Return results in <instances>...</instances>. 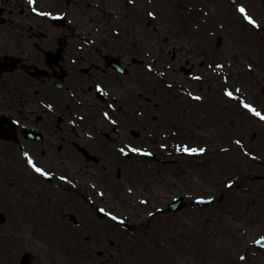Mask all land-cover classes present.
<instances>
[{
    "label": "rangeland",
    "instance_id": "1",
    "mask_svg": "<svg viewBox=\"0 0 264 264\" xmlns=\"http://www.w3.org/2000/svg\"><path fill=\"white\" fill-rule=\"evenodd\" d=\"M198 1L203 8L199 21L212 31L200 35L205 37L203 51H199L198 33L179 30L188 17L180 18L175 8V4L181 7ZM233 1L243 5L261 27L254 29L243 21L230 0H134L128 5L136 14L130 23L125 22L130 28L112 25L111 33L127 41L126 61H130L124 90L119 91L122 96H117V101H122L114 104L112 112L115 118L123 112L130 129L140 133L139 138H126V146L142 147L153 158L140 156L129 166L117 149L109 156L101 155L103 148L97 149L93 152L99 159L94 164L98 168V179L92 184L95 187L86 181L79 186L80 197H49L46 178L34 173L24 157L26 151L46 170V153L35 150L34 145L21 152L3 144L0 212L5 221L0 225V264H20L24 253L31 255L30 264H69L64 262L67 250L56 237V230L62 226L73 234L89 236L88 241L78 244L88 252L91 262L73 260L71 264H168L172 260L178 264H264V250L255 245L264 237V192L259 191L264 186V164L248 180L254 189L251 199L238 197L233 185L227 188L228 181L233 182L232 169L236 172L237 165L250 164L251 158L243 157L245 163L221 159L238 156L239 150L217 157L215 149L226 137L219 131L218 122L205 118L201 102L192 99L210 98L229 126L239 122L243 116L235 110L238 100L223 95V77L227 76V87L241 89L235 93L238 99L245 97L264 113V0ZM149 11L156 13L155 18L147 15ZM189 22L198 19L193 17ZM141 24L145 31L140 33ZM174 51L180 53L181 64L189 60L193 65L189 74L180 70L172 56ZM210 61L224 67L217 69ZM212 75L217 76L219 85H214ZM196 76L201 79H194ZM253 124L255 131L249 137L258 132L264 137V121L256 118ZM178 145L205 148L206 152L191 161L190 155L177 151ZM215 156L216 163L211 161ZM71 161L84 162L77 154H72ZM221 161L227 164L224 168ZM214 164L215 169L208 168ZM117 167L125 173L124 180L122 171L116 178ZM181 195L186 206L177 213H166V205ZM198 197L212 199L203 206L191 205ZM23 198L33 201L31 207L21 202ZM100 208L124 222L117 223L105 215L98 218ZM33 211H44L46 216L32 217ZM49 212L55 223L47 216ZM69 214L76 217L77 226ZM241 256L245 259L240 260Z\"/></svg>",
    "mask_w": 264,
    "mask_h": 264
},
{
    "label": "flooded vegetation",
    "instance_id": "2",
    "mask_svg": "<svg viewBox=\"0 0 264 264\" xmlns=\"http://www.w3.org/2000/svg\"><path fill=\"white\" fill-rule=\"evenodd\" d=\"M135 14L128 0H0V153L3 144L46 153L49 197H80L81 183L91 187L98 179L99 159L87 157L101 148L109 156L126 138L140 137L123 112L116 118L112 112L130 69L127 41L111 33L112 25L130 23ZM173 58L181 63L179 52ZM26 129L39 138L26 137ZM10 131L17 141L2 140ZM72 154L84 162L71 161Z\"/></svg>",
    "mask_w": 264,
    "mask_h": 264
},
{
    "label": "bare ground",
    "instance_id": "3",
    "mask_svg": "<svg viewBox=\"0 0 264 264\" xmlns=\"http://www.w3.org/2000/svg\"><path fill=\"white\" fill-rule=\"evenodd\" d=\"M230 2L231 3L233 2L232 3L233 9L236 13H238L236 11V7L239 4H236L235 1H233V0H230ZM175 8L178 9V14H179L180 18L186 19L188 17L187 24L182 23V25H181V23H180V29L179 30L181 32H185L184 29H188L186 31H189L191 34H197L198 33L199 37L201 34L206 33V32L212 33L211 28L209 29L208 27L207 28L204 27L203 21H199V20H201L199 12H202V10H203L202 5L199 3V1L197 3H194V4L183 5L181 7L178 6V4H175ZM238 14H240V13H238ZM193 17H196L198 19V22H196V23L191 22L190 23L189 21ZM196 28H198L197 30L199 32H195ZM200 42L201 43H200L199 51H203L206 48V45L204 44V42H202V40ZM210 62L212 65L216 64L214 61H210ZM212 79L214 81V85H219L217 83V76L212 75ZM208 89H210L212 91V94H217L216 93L217 91L215 88H210V86H208ZM175 90L176 91H182V88L181 87H175ZM241 99H243V100H245L251 104V102L246 100L245 97L242 96ZM199 101L203 105L202 109H203V115L205 116V118H209L214 123L218 122L217 126H218L219 131L222 132V136L226 137V139L223 142H220L218 144V147H216V149H215L216 156L219 157L220 154H223L225 152V151H222V149H228L227 152H229V153H232V151L238 153V150H239L240 157H238L239 154H238V156L232 155L230 158H228V157L226 158L225 156L221 155L222 156L221 159L224 161H227V160L229 161V159H231V161H233V160L238 161L240 159L241 163H245L243 157L249 156L251 158L250 164H248V165L247 164H239L235 167L236 172L233 169L231 171L233 186H235V188L237 190L236 192H238V197L245 198V200L251 199V197H254V189H253L252 184L249 183L248 180H249V178L258 174L257 170L259 168H261L262 165L264 164V157H263L264 156V137L262 136V133L258 132V135L253 137V138L249 137V135H248V134H251L255 131V126L253 123L256 121V117L251 116V114L247 113L246 110H244L242 108H241L242 110H240V107H237V108H235V110L239 111V115L243 116V117L242 118L239 117V122L230 124V126H229L228 123H226L224 121L223 117H221L220 112H217L215 110L214 103H212L210 101V98H207V99L202 98ZM199 101H197V102H199ZM258 121L261 122L259 119H258ZM184 130H186V129H184ZM238 138L242 140V145H243L242 147L234 144V141ZM244 152H248L249 155H247V156L244 155ZM117 156H118V154H117ZM216 156L211 159V161L214 163H216V161H217ZM253 156L256 158L253 159L252 158ZM139 157L140 156H137L135 154H130L128 157H125V158L128 159L129 166H130V162L138 159ZM194 157L196 158L197 156H189V158H191V161L193 160ZM226 165L227 164H225L224 162L221 161V166H223V168ZM208 168L211 170L215 169L216 164H214L212 166H208ZM179 172L184 173V171H182V170H179ZM222 182H223V180H222ZM259 191L261 193H263L264 192V186L259 187ZM21 202L28 205V206L30 205V207H31L33 201H31L29 199L28 200L24 199ZM27 213H30V212H27ZM33 214H35V215L32 217H38V218H40L42 216H46V212H44V211H39L38 214H36L33 211ZM47 216L51 217V212H49L47 214ZM29 217L30 216H28V218ZM50 219L53 223H55V219H53L52 217ZM203 233H205V227H204ZM204 236H206V235H203L202 237L204 238ZM56 237L58 240H61L60 246L62 247V249L67 250L68 258L67 259L64 258L65 263L67 262V263L71 264L73 262V260H76L77 262L78 261L84 262V260L85 261L89 260V262H90L88 252L85 249H83L81 244H78V243H82L83 241L84 242L88 241L89 236H87V235L82 236V235L73 234L68 229H64V227L62 226V229L60 228V229L56 230ZM206 237H205V239H206ZM89 262H87V264ZM168 264H178V263H176L174 260H172Z\"/></svg>",
    "mask_w": 264,
    "mask_h": 264
},
{
    "label": "snow or ice",
    "instance_id": "4",
    "mask_svg": "<svg viewBox=\"0 0 264 264\" xmlns=\"http://www.w3.org/2000/svg\"><path fill=\"white\" fill-rule=\"evenodd\" d=\"M133 2H134V0H128V3H133ZM28 3L29 4H33V3H35V0H28ZM32 10L36 11L35 8H33ZM236 11L238 13H240L243 21H245L252 28L259 29L261 27V25L257 22V20H255L251 15H249L247 13V11H246V9H245V7L243 5H238L236 7ZM39 15L48 16V15H51V13L40 12ZM147 15L149 17L155 18L156 13L152 12V11H149L147 13ZM209 67H212V65H209ZM223 67H224V65L220 64V63H217L215 65V68H217V69L223 68ZM248 68H249V70H251L252 65L249 64ZM148 70L151 71V65L148 66ZM161 75H163V73H161ZM194 79L199 80V79H201V77L196 76V77H194ZM223 80H224L223 95L225 97H227L229 100H238V106L240 108L246 110L247 113L251 114V116H254V117L258 118L260 121H264V113L259 111L256 107H254L252 104L248 103L247 101H245L243 99H238V97L235 95V93L240 92L241 89L235 88L234 90H232L229 87H227V82H228V77L227 76L223 77ZM169 87H171V85H169ZM97 90L98 91L100 90V86L99 85H97ZM189 95L192 96L191 93H189ZM192 99L199 101V100L202 99V97H200V96H192ZM49 107H51V105H49ZM109 107H111V105H109ZM104 117H105V119H109V115H108L107 112L104 113ZM111 123L115 124L116 121L112 120ZM234 144L237 145V146H241V147L243 146L242 145V140L239 139V138L234 141ZM161 147H165V145L162 144ZM177 151H182L186 155L196 156V155L204 154L206 152V149L205 148L188 147L186 145L181 147V146L178 145L177 146ZM222 151L227 152L228 149H222ZM118 152H119L120 155H122L124 157H128L130 154H135L137 156H149V155H151V153L145 151L144 148L138 147V146H133L131 144H129V145L125 146V147H120L118 149ZM244 155L247 156V155H249V153L248 152H244ZM24 157H25V160H26V163H27L28 167L34 173H36L39 176L44 177V178H51L53 176V173L51 171H47L43 167L38 166V164L32 159V157L27 152L24 153ZM252 158L255 159L256 157L253 156ZM59 180L64 181L66 183L69 182L68 181V177L64 176V175H61L59 177ZM232 185H233V182L232 181H228V183L226 184V187L227 188H231ZM93 187H95V185H93ZM127 191H128V193H131L133 191V189L131 187H129L127 189ZM98 195L103 197L104 193L103 192H99ZM211 199H212V197H209L208 200L205 201L203 197H198L197 198L199 203H208V202H211ZM140 203L141 204H147V201L146 200H140ZM99 211L101 213H103L105 216H107L112 221H116L117 223H123L124 222L123 220L120 219L119 216L113 214V212H111L109 210H106L105 208H100ZM148 215L152 216L153 213L149 212ZM262 240H264V237H261V240L255 241V243L260 244ZM244 259H245L244 256L240 257V260H244Z\"/></svg>",
    "mask_w": 264,
    "mask_h": 264
},
{
    "label": "water",
    "instance_id": "5",
    "mask_svg": "<svg viewBox=\"0 0 264 264\" xmlns=\"http://www.w3.org/2000/svg\"><path fill=\"white\" fill-rule=\"evenodd\" d=\"M182 199H183V197H179L178 199H177V201L175 200L174 202H172L171 204H170V208H173V209H179V208H181L182 206H183V202L184 201H182ZM205 201H207V200H205ZM195 204H200V205H204V204H206V203H199L197 200L194 202ZM3 220V217H1V215H0V222ZM261 240V239H260ZM259 245H264V240H262L261 241V243L259 244ZM28 261H29V257L27 256V255H24L23 257H22V259H21V263L22 264H28Z\"/></svg>",
    "mask_w": 264,
    "mask_h": 264
}]
</instances>
